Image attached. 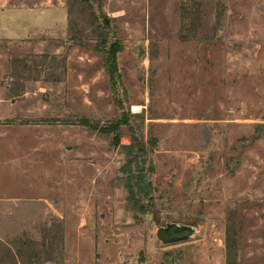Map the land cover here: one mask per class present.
<instances>
[{
	"label": "rangeland",
	"instance_id": "374dc122",
	"mask_svg": "<svg viewBox=\"0 0 264 264\" xmlns=\"http://www.w3.org/2000/svg\"><path fill=\"white\" fill-rule=\"evenodd\" d=\"M0 264H264V0H0Z\"/></svg>",
	"mask_w": 264,
	"mask_h": 264
},
{
	"label": "water",
	"instance_id": "95a60500",
	"mask_svg": "<svg viewBox=\"0 0 264 264\" xmlns=\"http://www.w3.org/2000/svg\"><path fill=\"white\" fill-rule=\"evenodd\" d=\"M196 232L194 225L181 222H165L164 226H158L156 235L158 239L166 244L190 238Z\"/></svg>",
	"mask_w": 264,
	"mask_h": 264
},
{
	"label": "trees",
	"instance_id": "16d2710c",
	"mask_svg": "<svg viewBox=\"0 0 264 264\" xmlns=\"http://www.w3.org/2000/svg\"><path fill=\"white\" fill-rule=\"evenodd\" d=\"M106 68L108 70V73L110 74V77L113 79V76L116 73V69H117L115 61L113 60L110 66H107Z\"/></svg>",
	"mask_w": 264,
	"mask_h": 264
},
{
	"label": "flooded vegetation",
	"instance_id": "af4514ba",
	"mask_svg": "<svg viewBox=\"0 0 264 264\" xmlns=\"http://www.w3.org/2000/svg\"><path fill=\"white\" fill-rule=\"evenodd\" d=\"M161 226H164L165 227V224L164 225H161Z\"/></svg>",
	"mask_w": 264,
	"mask_h": 264
}]
</instances>
